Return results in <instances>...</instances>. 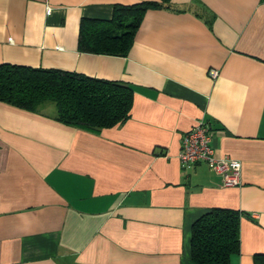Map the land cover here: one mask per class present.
Here are the masks:
<instances>
[{
	"label": "crops",
	"instance_id": "obj_1",
	"mask_svg": "<svg viewBox=\"0 0 264 264\" xmlns=\"http://www.w3.org/2000/svg\"><path fill=\"white\" fill-rule=\"evenodd\" d=\"M146 1L159 6L125 56L78 49L83 19ZM0 63L133 90L128 119L98 131L57 121L53 102L0 101V264H196L192 226L213 208L239 214L228 264H264V0H0ZM200 119L239 184L181 167Z\"/></svg>",
	"mask_w": 264,
	"mask_h": 264
},
{
	"label": "trees",
	"instance_id": "obj_2",
	"mask_svg": "<svg viewBox=\"0 0 264 264\" xmlns=\"http://www.w3.org/2000/svg\"><path fill=\"white\" fill-rule=\"evenodd\" d=\"M167 1V0H161ZM157 2L117 4L111 20L80 24L82 52L125 56L145 11ZM133 90L127 83L59 69L0 63V101L32 112L46 102L56 107L55 119L65 125L98 131L130 116ZM239 249V214L213 208L192 226L191 253L196 264H228Z\"/></svg>",
	"mask_w": 264,
	"mask_h": 264
},
{
	"label": "built area",
	"instance_id": "obj_3",
	"mask_svg": "<svg viewBox=\"0 0 264 264\" xmlns=\"http://www.w3.org/2000/svg\"><path fill=\"white\" fill-rule=\"evenodd\" d=\"M48 13H50L49 8ZM211 137L212 131L208 123L203 119L198 120L195 125L186 131L178 154L181 167L187 169L197 163L203 162L212 171L222 175L221 184L223 186H235L239 184L240 161L224 157H214Z\"/></svg>",
	"mask_w": 264,
	"mask_h": 264
},
{
	"label": "rangeland",
	"instance_id": "obj_4",
	"mask_svg": "<svg viewBox=\"0 0 264 264\" xmlns=\"http://www.w3.org/2000/svg\"><path fill=\"white\" fill-rule=\"evenodd\" d=\"M49 103H51V102H49Z\"/></svg>",
	"mask_w": 264,
	"mask_h": 264
}]
</instances>
